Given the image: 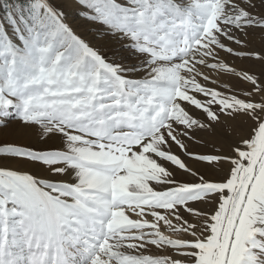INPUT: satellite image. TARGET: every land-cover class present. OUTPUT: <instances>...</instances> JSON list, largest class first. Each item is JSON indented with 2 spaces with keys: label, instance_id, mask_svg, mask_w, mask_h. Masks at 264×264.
Here are the masks:
<instances>
[{
  "label": "snow or ice",
  "instance_id": "obj_1",
  "mask_svg": "<svg viewBox=\"0 0 264 264\" xmlns=\"http://www.w3.org/2000/svg\"><path fill=\"white\" fill-rule=\"evenodd\" d=\"M74 2L3 4L0 264H264V0Z\"/></svg>",
  "mask_w": 264,
  "mask_h": 264
},
{
  "label": "rangeland",
  "instance_id": "obj_2",
  "mask_svg": "<svg viewBox=\"0 0 264 264\" xmlns=\"http://www.w3.org/2000/svg\"><path fill=\"white\" fill-rule=\"evenodd\" d=\"M15 2L23 4L26 2V0H0V17H3L4 15L3 4H11ZM52 2L63 9L66 14V22L73 28V30L82 38L90 42L94 47L99 48L102 53H104L105 55H110L113 48L118 49L119 46L115 45L113 42L97 39L95 26L82 18V16L79 14V5L76 4L74 0H52ZM253 47L257 49L264 47V42L261 41L259 36H257V39L253 41ZM256 70L258 71V66H256ZM205 138L209 141H220L222 139V136L218 131L214 136H207Z\"/></svg>",
  "mask_w": 264,
  "mask_h": 264
}]
</instances>
